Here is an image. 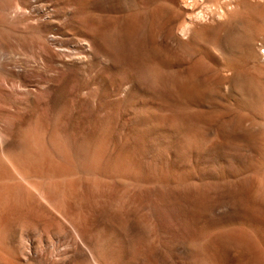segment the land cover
<instances>
[{
  "label": "rangeland",
  "instance_id": "rangeland-1",
  "mask_svg": "<svg viewBox=\"0 0 264 264\" xmlns=\"http://www.w3.org/2000/svg\"><path fill=\"white\" fill-rule=\"evenodd\" d=\"M263 114L264 0H0V169L91 221L36 202L7 264H264Z\"/></svg>",
  "mask_w": 264,
  "mask_h": 264
},
{
  "label": "bare ground",
  "instance_id": "bare-ground-1",
  "mask_svg": "<svg viewBox=\"0 0 264 264\" xmlns=\"http://www.w3.org/2000/svg\"><path fill=\"white\" fill-rule=\"evenodd\" d=\"M11 135L12 133L6 130L0 133V149L1 147H3V145H5V143L7 142V140ZM23 159H24L23 157L17 158L16 156L15 157L9 156L7 157V161L9 163L6 164L4 162L6 164V167L3 166V168L0 169V180H8L6 182H2L3 184H0V264H7L8 262L15 263V261H11L14 258L13 256L15 254L26 252V248H27L26 244L20 241L21 243L18 242L19 244L14 245L15 243L12 244V242H10L12 240L10 239L11 238L10 236L13 235L14 232L17 233L16 230L18 231L21 230L22 232L23 228L30 227L31 222L28 223L27 221L29 220L27 219H32L34 222L35 221L39 222L42 220V217H45L46 213L43 212L44 214L42 213L40 214L38 211L35 210L36 202H38L41 206L45 207L47 211L48 209L50 211L51 209H56L57 211H59L64 217H66L68 221L71 222V225L74 226L77 232L76 234H78V237H81L82 240H87V238L89 237V233L91 231L89 227L90 226L89 222L91 221L87 220L85 216H83L81 213L79 214L75 212V210L73 211L74 208L72 207V205L74 203L73 201L71 202V200H73L72 198L75 193L73 192L74 182H72L73 180H71L73 178L68 176L70 173L68 175H65L64 173L57 174L56 173L57 171H55L54 169H50V167L48 168V170H42L41 168H38L34 165L31 166L30 164H26V162H23L25 159L24 160ZM64 168L65 167H63V170ZM65 171L66 170H64V172ZM32 177L40 178L42 179V181L43 179H46V181L43 182L34 181L33 179H31ZM22 180H24L25 182H23ZM50 181L53 183H51ZM261 182H264V179H261L259 185L261 184ZM76 190L77 188H75V191ZM77 202H76V206H77ZM76 210L79 211L78 209ZM82 211L84 210L82 209ZM8 238L10 239V241L8 240ZM93 259L95 258L93 257Z\"/></svg>",
  "mask_w": 264,
  "mask_h": 264
}]
</instances>
